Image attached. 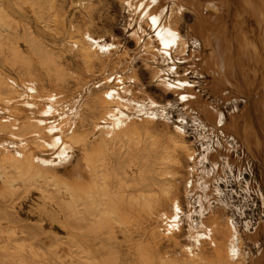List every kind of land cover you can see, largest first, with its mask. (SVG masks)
I'll return each mask as SVG.
<instances>
[{
  "label": "snow or ice",
  "instance_id": "obj_1",
  "mask_svg": "<svg viewBox=\"0 0 264 264\" xmlns=\"http://www.w3.org/2000/svg\"><path fill=\"white\" fill-rule=\"evenodd\" d=\"M181 99H183V97H181Z\"/></svg>",
  "mask_w": 264,
  "mask_h": 264
}]
</instances>
